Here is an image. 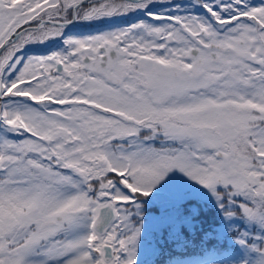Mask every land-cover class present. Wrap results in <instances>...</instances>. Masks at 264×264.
Returning <instances> with one entry per match:
<instances>
[{"label":"snow or ice","instance_id":"1","mask_svg":"<svg viewBox=\"0 0 264 264\" xmlns=\"http://www.w3.org/2000/svg\"><path fill=\"white\" fill-rule=\"evenodd\" d=\"M0 264H264V0H0Z\"/></svg>","mask_w":264,"mask_h":264}]
</instances>
